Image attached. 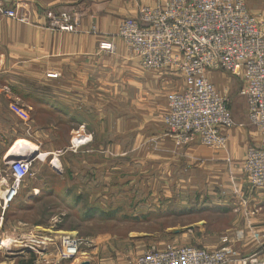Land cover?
<instances>
[{
  "label": "rangeland",
  "instance_id": "obj_1",
  "mask_svg": "<svg viewBox=\"0 0 264 264\" xmlns=\"http://www.w3.org/2000/svg\"><path fill=\"white\" fill-rule=\"evenodd\" d=\"M0 6L17 13V17L2 15L15 23L35 26L36 14H39L45 17L47 27L52 30H81L82 17L73 31L52 25L55 16L81 10L43 8L35 14L32 0H0ZM92 31H97L95 25ZM117 35L118 32L107 35L105 40L113 41L114 46L116 43L114 50L101 49L100 46L98 51L104 59L89 61L90 68L98 66L99 70L103 69L99 81L103 90L66 92L67 98L72 99L73 113L84 110L92 120L87 129L93 138L85 144L88 145L86 152L75 153L66 149L72 145L71 138H75V131L70 130L76 126L73 118L60 127L61 130L54 134L56 138L50 141L64 151L65 160L63 166L60 165V172L53 171L52 161L49 157L45 159L46 153L41 152L43 160H33L31 174L22 182L17 196L7 203L8 206L6 196L0 201V242L12 235L31 234L35 237L33 242L20 239L11 245L0 244V264H47L48 257L54 258L59 254L62 237L67 233H76L83 240L77 257L90 252L92 256L104 258V264H133L132 259L139 250L144 251L138 258L154 248L178 245L176 242L188 243L186 238L190 236L177 234V231L200 221L209 229L226 233L239 227V213L226 203L214 204L212 200L226 201L247 194L249 178L245 166H241V172L237 174L224 164H209L191 154L189 145L193 141L181 144L176 137L170 136L175 144H163V136L170 135L165 123L168 97L184 90L186 81L181 73L143 66L125 40L116 39ZM218 75L219 78L212 80H217L220 92L229 99L235 127H256L248 117L244 76L232 73ZM88 78L89 84L96 82L91 70H88ZM70 79L77 84L84 81L85 76L74 75ZM80 99L83 102L78 103ZM97 102H103V125L100 118L96 124V112L91 110L96 109ZM102 128V138L98 142L99 150L104 154L100 155L93 150L97 147L96 131ZM75 141V145L86 143ZM229 145L225 149H209L224 152L229 150ZM36 147L30 141L18 140L9 155L21 157L24 149ZM113 148L116 149L115 155L112 154ZM43 149L46 150L45 147ZM97 160L103 162V173L94 166ZM53 163L58 165L57 160ZM240 175H243V180L238 179ZM1 176H4L2 180L13 184L10 164L4 162L0 179ZM82 181H85L84 185L80 184ZM33 184L44 187L36 193ZM178 209L179 212L176 211ZM225 237L228 238L227 235ZM97 238L103 240L104 245L94 253L90 250L92 247L87 246V241ZM189 243L184 245L194 244ZM225 246H229L228 242L220 245Z\"/></svg>",
  "mask_w": 264,
  "mask_h": 264
},
{
  "label": "crops",
  "instance_id": "obj_2",
  "mask_svg": "<svg viewBox=\"0 0 264 264\" xmlns=\"http://www.w3.org/2000/svg\"><path fill=\"white\" fill-rule=\"evenodd\" d=\"M32 1L35 14L37 10L43 8L81 10V30L77 32L52 30L47 27L45 17L39 14H36L35 26L15 23L0 16V173L4 171V162L9 164V154L18 140H27L37 146L36 149H24V155L21 157L26 158L34 155L33 160H43L40 154L41 152L46 153L45 159L50 158L53 171L60 172V165L63 166L65 160L64 151L58 149L50 141L55 139L54 134L73 118L76 121V126H72L70 130L71 132L75 131V138H71L73 140H71L72 145L66 149L73 150L75 153L86 152L88 145L85 144L93 138L87 129V125L92 120L88 112L84 113V110L73 113L72 99L67 98L66 92L76 90V92L88 93L89 90L91 92L103 90V84L99 82L103 76V69L99 70L98 66L90 68L89 61L104 59L100 56L101 52L98 51V47L100 48L101 42L107 40V35L118 32L123 19L138 17L141 6L152 5L157 0ZM245 2L248 10L259 19L264 30V0H245ZM94 25L97 28L96 32L92 31ZM116 39L119 40L120 38L117 36ZM100 67L102 68L103 65ZM88 70L89 72L91 70L93 77H96L95 83L89 84ZM223 73L229 72L221 70H209L207 72L208 79L219 91L220 88L216 84L217 80L213 81L212 78L217 79L219 78L218 74ZM74 75L85 76V80L73 84L70 77ZM31 79L33 80L32 84H30ZM244 98L246 101L245 95ZM82 100L77 102L81 103ZM12 103L22 106L29 113V120L24 121L16 115L11 110ZM245 103L247 107V101ZM103 108V102H97L96 109H91L96 112L94 116L97 125L99 118L100 124L103 125ZM230 110L232 112L231 106ZM61 117L64 118V121ZM222 130L228 135V144H230L228 151L211 150L198 138L190 143L189 150L192 155L209 164H224L230 171L238 174L241 172V166L245 163L248 147L253 145L264 148V134L252 125L250 129L241 126ZM96 132L97 150L93 151L103 155V151L99 150L98 142L99 138H102L103 128ZM170 136L172 135L165 134L163 136V144L174 143L173 137ZM75 140H82L86 143L75 145ZM74 145L78 146L77 148L80 150L78 151ZM49 147L52 150H48ZM115 150L113 148V155H115ZM55 160L58 161L57 166L53 163ZM102 165L101 160H97L94 164L103 173ZM81 171H84L82 167ZM242 177L243 175H240L238 179L243 180ZM2 179L4 176H1L0 179V201L7 196L11 187L8 181ZM247 183V194L236 198L231 197L226 201H218L216 198L212 200L214 204L226 203L234 212L239 213L238 228H231L226 233L225 231L209 229L206 223L201 224L202 221H200L192 227L177 231V234L182 233L190 236V238H186V241L209 250L217 249L221 244L228 242L231 253L228 262L225 264H245L246 258H255L258 262H264V188H252L249 179ZM80 184L84 185L85 181L80 182ZM23 186L25 187L26 184ZM32 187L38 193L39 189L44 186L33 184ZM176 211L179 212V209ZM87 242V246L92 247L90 249L92 252L103 248L104 245V241L98 238ZM188 243L176 242L178 245ZM143 251L139 250L135 259H132L133 264H136V259ZM104 260V258L92 256L90 252H83L80 257L74 260H66L63 264H82L86 261L91 264H104Z\"/></svg>",
  "mask_w": 264,
  "mask_h": 264
},
{
  "label": "built area",
  "instance_id": "obj_3",
  "mask_svg": "<svg viewBox=\"0 0 264 264\" xmlns=\"http://www.w3.org/2000/svg\"><path fill=\"white\" fill-rule=\"evenodd\" d=\"M4 13L17 17L14 10L0 6V16ZM81 17L80 11L63 12L52 25L73 31ZM117 36L143 66L183 75L187 86L169 95L165 117L168 132L181 144L198 137L209 148L225 149L228 135L222 129L236 126L229 99L208 79L209 70L244 76L249 120L264 134V30L245 0H157L141 6L138 17L123 19ZM100 46L115 48L113 41ZM11 108L22 120H29L22 106L13 103ZM32 162L27 158L9 162L14 182L6 204L31 174ZM244 166L252 188H264V148L249 146ZM82 242L76 233L65 234L59 254L48 257L47 264H63L77 257ZM230 253L229 246L208 250L171 244L146 251L137 264H225ZM244 263L264 264L256 259Z\"/></svg>",
  "mask_w": 264,
  "mask_h": 264
},
{
  "label": "bare ground",
  "instance_id": "obj_4",
  "mask_svg": "<svg viewBox=\"0 0 264 264\" xmlns=\"http://www.w3.org/2000/svg\"><path fill=\"white\" fill-rule=\"evenodd\" d=\"M20 144H24V142H21ZM28 144V143H27ZM17 145H19V144H17ZM18 149V148H17ZM8 203V202H7ZM7 206H8V204H7ZM1 232V231H0ZM34 236H32L31 234H22V235H20V236H16V235H12V236H9V237H7V238H5V240H2L1 242H0V244L1 245H3V246H7V245H11V244H13V243H18V242H20L19 240L20 239H23V240H27L28 242L29 241H34V238H33Z\"/></svg>",
  "mask_w": 264,
  "mask_h": 264
},
{
  "label": "water",
  "instance_id": "obj_5",
  "mask_svg": "<svg viewBox=\"0 0 264 264\" xmlns=\"http://www.w3.org/2000/svg\"><path fill=\"white\" fill-rule=\"evenodd\" d=\"M28 161H32L34 159V155L30 156V157H26ZM13 159H25V157H9L8 159V163L13 160ZM10 164V163H9ZM82 264H91L89 261L83 262Z\"/></svg>",
  "mask_w": 264,
  "mask_h": 264
},
{
  "label": "trees",
  "instance_id": "obj_6",
  "mask_svg": "<svg viewBox=\"0 0 264 264\" xmlns=\"http://www.w3.org/2000/svg\"><path fill=\"white\" fill-rule=\"evenodd\" d=\"M24 180H25V179H24ZM24 180H23V181H24ZM21 185H22V184H21ZM16 196H17V195H16ZM14 198H15V197H14Z\"/></svg>",
  "mask_w": 264,
  "mask_h": 264
}]
</instances>
